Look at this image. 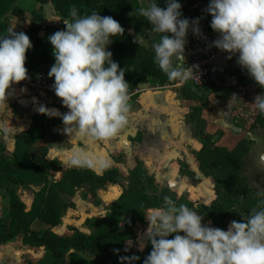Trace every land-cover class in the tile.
I'll return each mask as SVG.
<instances>
[{"label": "clouds", "instance_id": "9594fccd", "mask_svg": "<svg viewBox=\"0 0 264 264\" xmlns=\"http://www.w3.org/2000/svg\"><path fill=\"white\" fill-rule=\"evenodd\" d=\"M181 7L178 0H166L164 8L149 0L129 15L144 17L151 24V35H159L152 48L160 70L170 81L187 82L196 66L184 63L190 21L183 18ZM206 11L212 17L211 28L219 34L213 45L229 53V59L237 56L241 68L264 88V0H210ZM63 23L65 30L48 37L55 57L48 76L54 77L55 95L68 111L62 114L45 105L37 111L59 117L67 135L107 142L126 125L131 107L125 71L107 50L112 38L122 36L124 29L113 17L95 11L78 15L75 6ZM194 32H199L198 27ZM134 42L145 46L139 34ZM32 47L26 33L12 28L0 37V115L11 111L7 100L14 91H10L12 85L29 79L25 63ZM252 106L264 114V94L257 95ZM21 130L11 127L6 118L0 119V133L6 139ZM260 159L264 161V156ZM70 163L106 168L111 162L73 153ZM145 218L151 226V251L143 264H264V207L252 208L246 219L233 220L224 230L202 223L203 215L165 196L162 206L150 209Z\"/></svg>", "mask_w": 264, "mask_h": 264}, {"label": "trees", "instance_id": "16d2710c", "mask_svg": "<svg viewBox=\"0 0 264 264\" xmlns=\"http://www.w3.org/2000/svg\"><path fill=\"white\" fill-rule=\"evenodd\" d=\"M50 1L61 21L69 18L70 9L75 6L78 15H87L95 11L101 16H111L124 29L122 36L112 38L108 51L112 52V59L125 71V79L132 84L145 81L152 86L161 83L173 84L165 73L154 62L152 44L159 41L156 35L147 46L135 43V38L129 29L135 32L143 29L151 31V24L142 16L129 15L141 5L139 0H38ZM15 0H0V30L10 28L2 20L9 11H20ZM159 7H166V0H156ZM182 7L183 18L187 11L197 2L209 5L210 0L178 1ZM211 15L207 12L204 22L207 29H211ZM16 31V30H15ZM39 27L32 23L26 32L33 45L30 48L29 62L36 69L51 68L55 63L51 43L38 34ZM20 32V31H16ZM7 35V33H6ZM239 85L251 84L258 95L264 94L261 88L242 68H235L229 72ZM222 101H226L236 90L233 85L222 89H214ZM201 104L194 106L191 116L196 120L198 134L202 137V148L196 153L200 170L205 175L213 172L215 185L221 191L219 201L211 205L181 201L177 197V204L184 203L198 214L204 216L202 223L207 225L211 220L219 228L224 226L225 219L238 215L246 219L252 208L264 207L263 189L253 188L245 174V161L250 149V139L240 138L235 145L229 147L218 143L222 131L210 133L207 130V120L202 116V110L208 103V97L201 99ZM58 119L40 114L33 126L19 135L14 144L11 155L6 156L3 151L5 144L0 142V188L5 189L7 195V214L0 217V244L9 239L21 236L22 242L31 246H43L45 258L36 264H143L151 251V244L141 253H135L125 247L124 241L135 238L134 223L144 218L145 212L151 207L163 204L164 194L150 191L149 178L135 169L127 174V187L110 204L103 216L87 220L92 230L84 232L73 227L69 234H60L52 229L61 222L62 212L72 203H67L60 195L61 192L73 193L84 183L117 182L118 172L115 169L103 170L95 173L88 168H68L59 179L51 180L49 170L54 167L45 159L46 146L39 144L40 139L55 125ZM260 126L264 128V114L257 109V114L249 128ZM38 185L33 193L31 204L27 207L18 195V186ZM121 222L123 224H121ZM38 223V225H37ZM133 257L139 259L132 260Z\"/></svg>", "mask_w": 264, "mask_h": 264}, {"label": "crops", "instance_id": "0c3cea01", "mask_svg": "<svg viewBox=\"0 0 264 264\" xmlns=\"http://www.w3.org/2000/svg\"><path fill=\"white\" fill-rule=\"evenodd\" d=\"M178 1L183 2L185 0ZM148 2L149 0H139L141 6L146 5ZM154 2H156V0H154ZM39 3L40 2L37 3L38 7H36L34 13H32L33 23H35L39 27L38 34L45 40H47L45 38V34L42 33V30L40 28H48L44 7H53V5L50 1L40 4ZM17 6L19 8L21 7L20 5ZM207 8V4L203 2H197L187 11L185 15V18L190 21V27L186 37L184 55H191L199 51L205 53L210 52L211 46L205 39V34L208 31L204 22V18L206 15L204 13L202 14V12H205L207 14ZM53 10L56 13L54 7ZM14 12L16 11H12V13H10L9 11L5 15V19L8 18L7 22H5L12 29L26 33L29 27H24V31L16 27H12V23H14V20L19 17ZM196 16L199 18L201 17L205 25H201L200 21L198 24L192 23L196 21ZM58 19L59 20L56 22L57 27L65 28V25L63 21H61L60 17ZM196 27H198L199 29L198 33L194 32V28ZM133 31L134 30L129 29V32ZM145 31L148 32L149 30L145 29ZM202 34H204L203 40L202 37L200 38V35ZM5 35H3V33H1L0 31V37H3ZM136 37H134L135 40ZM48 42L50 43V41ZM228 57L229 55H220L216 58H213L210 61V66L214 71L219 73L223 72L225 73V75L227 71L229 73L235 68H241L239 64H235L237 61V56H233L231 59H229ZM225 79H228L231 82L230 85H233L236 90L231 93L230 97L226 101H222L218 97V94L215 90L210 89L209 91H207L206 97H208L209 103L202 110V116L207 120V130L210 133H215L217 130H221L222 134L218 139V143L227 145L229 147L235 145L237 141L242 137L249 138L251 141L249 153L247 155V160L249 161V169H247L246 172L249 175V171L255 169L259 171L264 177V161H261L260 159L261 156H264V128L260 126L254 127L252 129L249 128L250 123L254 121L257 114V109L252 106V103H254V98L258 95V93L254 86L251 84H247L245 86L239 85L234 76L230 75L229 77H225ZM225 83L226 86H228V82L225 81ZM166 86L178 88L175 89L174 93L178 100L179 98H181L182 100H187L188 103H194L189 113V116L191 118V112L194 106L201 104V100H198L200 96H195L196 88L199 89L201 87L195 86L191 82H186L183 85L168 84ZM151 87L152 85L148 83V85H146L134 99L129 101L131 107L128 122L116 136L109 139L107 142L90 141L86 138H78L75 137L72 133H69V135H67L64 132V125L62 120L59 117H54L55 119L59 120V123L52 127L39 141V144L46 146V161L54 164V167L49 170V178L51 180L59 179L62 173L68 168H87L77 167L70 163V156L73 153H83L91 158H102L111 162L110 165L106 168H88L95 173H101L103 170L107 169H115L118 174H120L121 167H127V174L129 170L135 169L149 179H152V176L150 174H152V171L155 170L156 166L152 163H149L151 165L148 166L149 170L147 172H143L142 170L144 169V166H147V164L144 165L143 162H147V160L156 162L162 161L163 165L167 166L169 164V168H167L171 171L172 175L175 176L174 181L167 184L171 186L175 190V192L179 194V196L189 197V200H181L178 196L174 197H177L181 201L201 203L208 206L216 201H219L221 198V191L215 185L214 179L212 177L213 172L210 175H205L199 168L196 153L202 148V137L198 134L196 120L192 117L193 121L195 122L192 121L191 124H189L192 125V123H195V133H193V136H198V139H201V142H199L201 145L197 147V144L195 143L194 145V141H191L193 136L191 135L192 137H190L189 132H186V130L191 129L192 126L190 125L185 130V134L181 132L175 135V133L177 132L176 126H174V124L176 125L175 121H168L167 118L166 120H161L160 118H158L155 121L147 122V120L136 119V117L134 116L136 109L139 110L136 112L142 113L143 110L147 111L149 108H151L149 102L147 101L151 99L154 100L155 91H152ZM13 89L14 91H12ZM10 91H12V94L9 96L7 104L11 111H5V116L0 115V119L6 118L7 120H9L11 127L16 129L23 128V130H21V132H16L14 134V137L9 136L7 139L2 133H0V142L5 144L3 153L8 157L9 155H11L14 149L16 138L22 133L29 130L33 126L34 121L39 117L40 113L37 111V109L40 105H45L49 109H58L62 114L65 113L62 108L53 103V96L49 91L35 90L22 83L13 84ZM165 98L166 97H164V99ZM165 100L169 102V99L166 98ZM215 105H217L216 107H219L218 110L214 109ZM168 127L171 128L168 129ZM164 128L167 129V131L173 136L169 137L167 140H164V142H161V140L160 142H158L156 139L157 135L155 137H152V140L149 139L150 136L148 135L151 132L159 134L158 131H161ZM253 137H255V139H253ZM121 153H123L124 156L122 158V161L120 162L119 156L121 155ZM181 160L184 161L183 167H181V165H177L176 167L172 166L171 163H173L174 161L179 162ZM140 161H142V163ZM124 164H127L128 166L125 167ZM181 168H183L184 171ZM35 186L38 185L18 186V195L20 194L19 192L21 189ZM38 187L35 188L33 193L38 189ZM78 189H75L73 193H75V191H77ZM150 191L157 192L152 188H150ZM33 193L29 202L30 204L32 202ZM73 193L61 192L60 195L65 200V196L72 195ZM70 202L72 203L71 206H73L74 201H69L67 203ZM24 203L27 206V203L25 201ZM154 208L157 207L148 208L145 212V216L149 214L150 209ZM145 216L142 220L135 221L133 226L134 229L136 223H140L146 219ZM233 220L240 221L241 219L238 215H232L225 219L224 226L221 229L227 230L230 222ZM207 225L219 228L217 225L213 224L211 220L207 221ZM52 229L54 230V227H52ZM91 230L92 228L89 227V230L84 232H90ZM19 237L21 238V236ZM15 238L9 239L6 242L1 243L0 245H7L11 241H14ZM135 238L125 240V247H127L126 243L128 240H134ZM169 238L171 239L173 237L170 236ZM149 242L150 240L146 243V246L141 247L139 250H133L129 247L127 248L131 249L135 253H141L146 249ZM22 244L32 248L41 247L42 249H44L43 246H31L23 242ZM40 258L38 260H40Z\"/></svg>", "mask_w": 264, "mask_h": 264}, {"label": "rangeland", "instance_id": "374dc122", "mask_svg": "<svg viewBox=\"0 0 264 264\" xmlns=\"http://www.w3.org/2000/svg\"><path fill=\"white\" fill-rule=\"evenodd\" d=\"M38 0H15V5H20L21 10L18 12H14L17 17V19L14 20V23H12V27H16L22 31H24V27L28 28L33 23V16L32 13H34V10L36 7H38ZM42 3V2H40ZM39 3V4H40ZM45 3V2H44ZM44 12L46 16V22L48 23V28H40L42 30V33L45 34V38L49 41L48 37L52 34H54L56 31L64 30V27H57L56 22L59 20L58 15L54 12L53 7L45 6ZM12 13V11H10ZM205 14V12H202V14ZM15 15V16H16ZM200 21L201 25H205L201 17L196 16V20ZM2 20L7 22L8 18L5 19V16L2 17ZM8 25V24H7ZM9 26V25H8ZM10 27V26H9ZM41 27V25H40ZM11 28V27H10ZM3 35L7 33L6 29L0 30ZM18 31V30H17ZM131 34L136 37V34H139L144 38L145 46H147L151 40L154 38L151 35V31H145V29L138 31V32H131ZM202 37V40L204 39V34L200 35V38ZM199 38V39H200ZM29 53V50L27 51ZM232 64V63H231ZM235 64H238L237 61ZM223 77V80L227 81L230 85L231 82L227 79H224L225 77H229L228 71L225 73H220ZM168 84L161 83L158 86H152L151 90L155 91L154 100H147L151 106L147 111L143 110V112H136L139 111L138 109L135 110L134 116L136 119L139 120H147V122H152L160 118L161 120L166 118L168 121H175L177 132L175 133H184L187 127L191 124L193 121L192 117L190 118L189 113L191 111L192 106L194 103H188L187 100H182L179 98V100L176 98L175 93V87L166 86ZM225 87V85H224ZM209 88H196L195 90V96H200L201 99H204V97L207 95V91H209ZM214 90V88L212 89ZM197 92V93H196ZM166 97L169 99V102L164 99ZM163 99V100H162ZM190 104V105H189ZM215 105L214 109L218 110L219 107H216ZM189 110V111H188ZM188 111V112H187ZM187 112V113H186ZM195 122V121H193ZM187 123V124H186ZM190 123V124H189ZM194 124V125H193ZM191 129L186 130V132L190 134V137L193 136V133H195V123H192ZM171 127H168V129ZM175 128V127H174ZM147 130V129H146ZM159 134H155L151 132L148 136L149 139L152 140V137H156L157 141L164 142V140H167L169 137L173 136L170 134L167 129H163L161 131H158ZM192 135V136H191ZM179 136V135H178ZM199 137H192L191 141H194L197 144V146H200L201 139H198ZM152 143V142H151ZM124 154L121 153L119 156L120 162L122 161ZM144 161V160H143ZM142 163V161H140ZM183 160L179 162H173L171 163L173 167H176L177 165H181L183 167ZM149 163H152L156 166L155 170L152 171V174H150L152 179H149V187L154 189L160 194H164L165 196H170L173 198L174 196H178L181 200H189V197H182L179 196L178 193L175 192V190L169 186L167 183H172L175 179V176L172 175L171 171L168 170L169 164L163 165L162 161L156 162L152 160H147V162H143V164H147V166H144L143 172H147L149 170L148 166H151ZM249 165V161H245V174L247 175V179L249 184L255 188L257 191H260L263 189L264 186V177L263 175L255 170L252 169L249 171V175L247 174V169ZM124 166H128L127 164H124ZM168 167V168H167ZM120 169V167H119ZM127 167L123 168L121 167L120 171L121 173L118 174L117 182H102L98 183L97 179L89 183H84L80 188L75 191L72 195L65 196L66 202L74 201L73 206L67 207L62 212V221L54 226V230L57 233L60 234H66L70 233L72 228L75 226L83 231L89 230V224L87 222L90 218H96L98 216H102L106 213L108 206L121 194V192L127 187L128 184V178H127ZM183 171L184 169L181 168ZM98 171V170H97ZM154 172V173H153ZM149 174V173H148ZM249 176V177H248ZM35 187H29V188H23L20 190V196L21 198L27 203V206L30 204V199L32 197V193L37 188ZM7 214V195L5 193L4 188H0V217H4ZM121 224H123L121 222ZM38 225V223H37ZM135 233L136 238L134 240H128L126 243V246L133 249V250H139L141 247L146 246V243L150 240L149 234L151 232V226L149 225L148 221L145 219L140 223H136L135 225ZM41 257V258H40ZM45 258L44 249L41 247L38 248H32L28 247L22 244L21 238L18 236L14 239V241H11L7 245H0V264H36L37 260L40 258Z\"/></svg>", "mask_w": 264, "mask_h": 264}, {"label": "built area", "instance_id": "2783aa9c", "mask_svg": "<svg viewBox=\"0 0 264 264\" xmlns=\"http://www.w3.org/2000/svg\"><path fill=\"white\" fill-rule=\"evenodd\" d=\"M218 33L215 32L212 28L208 29V31L205 34V39L209 42L211 49L210 52L205 53L202 51H199L197 53L191 54V55H185L184 63L188 67H195L196 73L193 75V78L188 80L187 82L193 83L195 86L202 87V88H209V89H222L224 85L226 86L225 80H223V77L219 72H216L213 70V68L210 66V61L213 58H216L220 55H230L229 53L222 52L218 48H216L213 45V42L218 38ZM26 53V63L25 67L28 70V76L29 79L22 81L20 83L26 84L29 87L35 89V90H43V91H49L52 94V101L55 105L62 108L65 112L68 111L66 107L63 106L62 101L60 98H58L55 95V92L53 90V84H54V77L49 78L48 72L50 71V68H41L36 69L34 68L31 63L29 62V57ZM225 79V78H224ZM129 83V94H130V100L134 99L141 90L148 85V82L141 81L135 84ZM186 82H180L175 81L173 84L183 85ZM129 100V101H130Z\"/></svg>", "mask_w": 264, "mask_h": 264}]
</instances>
